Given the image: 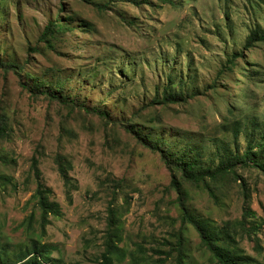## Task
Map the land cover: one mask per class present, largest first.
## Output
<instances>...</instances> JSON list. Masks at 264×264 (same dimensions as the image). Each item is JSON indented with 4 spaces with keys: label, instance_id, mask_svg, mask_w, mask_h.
I'll return each mask as SVG.
<instances>
[{
    "label": "rangeland",
    "instance_id": "1",
    "mask_svg": "<svg viewBox=\"0 0 264 264\" xmlns=\"http://www.w3.org/2000/svg\"><path fill=\"white\" fill-rule=\"evenodd\" d=\"M138 2L0 0V61L25 64L39 79H65L68 99L110 118L106 123L79 107L33 98L13 70L0 68V177L10 179L0 182V264H15L33 244L47 246L43 264H96L106 248L112 201L120 249L113 264H152L155 250L169 249L178 229L184 263L213 264L192 226L180 223L158 154L115 123L134 119L143 134L198 150L204 165L215 164L221 148L241 153L250 139L255 143L264 133V43L249 50L244 44L252 30L264 29V0ZM54 20L72 27L56 36L50 50L38 40ZM30 46L37 52L29 53ZM238 54L233 70L217 78ZM214 80L216 89L204 96L140 112L167 87L192 93ZM37 148L41 183L61 208L44 231L30 169ZM58 151L70 164V194L55 163ZM257 159L264 161V151ZM239 174L250 190L247 222L261 249L238 225L243 203L234 181L214 189L215 201L200 186L182 183L186 206L215 233L227 228L249 264H264V179L251 167ZM117 180L122 187L115 188ZM173 256L164 264H173Z\"/></svg>",
    "mask_w": 264,
    "mask_h": 264
},
{
    "label": "trees",
    "instance_id": "2",
    "mask_svg": "<svg viewBox=\"0 0 264 264\" xmlns=\"http://www.w3.org/2000/svg\"><path fill=\"white\" fill-rule=\"evenodd\" d=\"M146 3L147 0H140ZM165 2V0H160ZM135 5H138V0H133ZM172 4V3H170ZM72 26L63 24L60 20H54L48 22L44 31L39 37V42H42L45 48L55 50L54 39L58 34H62L65 31L71 29ZM257 43H264V29L256 28L250 32L247 36L244 44V49L249 50L253 48ZM29 53L37 52L34 47H29ZM242 55H233L231 59L227 61V64L222 67L217 75V78L225 74V71H232L236 60L241 58ZM30 64L28 59L25 62ZM0 68L7 71L13 70L19 77L20 86L26 90L31 97L44 96L49 100H57L61 104H66L74 108L84 109L88 113H96L99 117L103 118L106 123L109 122V114L106 111H102L99 108H85L84 106H78L74 100H70L64 95L65 85L67 81L65 79L58 78L55 81L47 79H39L32 75L30 71H26L25 64H17L14 62H3L0 61ZM30 80H24L25 76ZM216 78V79H217ZM217 83L214 80L205 90L184 92L180 89L175 92L170 87L163 89L162 93H156L152 100L142 107L143 110L149 107L158 105H169L177 103H187L197 97L206 95L208 90L216 89ZM5 116L0 114V138L5 136V129L3 121ZM118 127L133 136L138 144L144 149L148 150L153 154H158L160 161L169 173V184L167 189H170L175 194L174 203L177 205L179 210L180 223H187L192 226L195 230L199 242L207 249L213 258V264H249L248 259L244 256L243 251L238 247L235 239L227 232V228H222L219 233L212 231L207 225L206 221L195 216L186 206V192L183 188L182 183H187L194 186H200L206 191L207 195L215 201L216 197L214 189L225 181L232 180L237 183L240 195L242 197L243 209L241 217L238 221V225L246 235L247 238L253 240V247L255 250L261 249L258 243V237L255 233V227L251 226L247 222V218L250 214V209L247 204L250 200V190L246 185L244 178L239 174V169H245L248 167L254 168L264 179V161L258 160V154L264 151V133L259 135L255 143L250 139L241 153L232 152L230 149L221 148L215 154L217 162L215 164L204 165L199 156L198 150L191 146L178 147L173 145L170 141L162 136L153 138L151 134H143L142 130L138 128L135 120L117 121L115 123ZM233 136L236 137V127H233ZM40 148V146H38ZM38 148L31 159V172L37 181V189L35 198L37 205L41 210V229L45 230V227L49 224L50 215L58 216L61 214V208L58 203L50 201L49 195L52 193L50 189H47L41 183V174L39 171ZM55 163L59 175L67 189L68 194L74 188L68 175L70 164L66 160L65 156L58 151L55 157ZM1 183H10V179L0 177ZM115 188L122 187V181H116L114 184ZM113 201L108 207L107 216V229H106V248L100 255L96 264H113L116 255H119V247L117 245L118 230L116 227V213L113 207ZM225 233L223 236L221 233ZM174 242L169 249L155 250L158 257L154 259L152 264H164V261L173 256V264H185V247L182 238L181 231L178 229L174 234ZM49 250L45 245L33 244L29 249L23 252L15 264H43L45 262ZM162 254V255H160Z\"/></svg>",
    "mask_w": 264,
    "mask_h": 264
}]
</instances>
